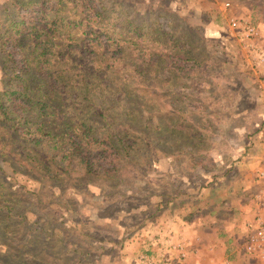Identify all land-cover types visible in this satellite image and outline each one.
<instances>
[{
	"label": "rangeland",
	"instance_id": "1",
	"mask_svg": "<svg viewBox=\"0 0 264 264\" xmlns=\"http://www.w3.org/2000/svg\"><path fill=\"white\" fill-rule=\"evenodd\" d=\"M11 1L0 0V24L13 16L4 11ZM101 1L145 26L144 54L159 43L162 61L146 71L139 95L127 94L129 71L143 69L136 50L112 71L90 60L85 68L92 105L138 146L106 177L75 162L41 171L33 158L47 165L51 142L30 144L0 125V264L31 259L28 251L41 259L28 264H257L241 244L264 189V141L255 134L264 128V0ZM164 30L197 59L189 71L166 65ZM3 61L0 52V89ZM68 87L51 94L65 97ZM173 233L185 244L172 243Z\"/></svg>",
	"mask_w": 264,
	"mask_h": 264
},
{
	"label": "trees",
	"instance_id": "2",
	"mask_svg": "<svg viewBox=\"0 0 264 264\" xmlns=\"http://www.w3.org/2000/svg\"><path fill=\"white\" fill-rule=\"evenodd\" d=\"M9 8L13 16L0 24L6 74L0 89V125L30 144L37 145L44 138L51 142L52 151L43 155L47 165L33 158L41 165L38 170L49 172V165L64 168L75 162L98 176L111 175L138 146V137L113 131L103 112L92 105L90 93L95 86L88 81L85 68L90 60L97 70L101 66L110 69L116 60L125 62L130 55L127 49H134L143 69L136 65L129 71L135 86L127 94L139 95L146 71L162 61L159 51L153 49L159 43L152 39V51L144 54L138 42L145 38V26L126 17L120 6H107L101 0H12L4 11ZM163 32L166 65L176 71L192 69L197 59L188 54L184 42ZM62 86H69L67 96L51 94L52 88ZM73 98L78 99L76 106ZM29 113H35L37 120L30 121ZM61 121L60 133L52 134L53 125ZM19 248L24 245L4 253H21ZM27 253L31 259L22 258L20 264L41 260L34 252Z\"/></svg>",
	"mask_w": 264,
	"mask_h": 264
},
{
	"label": "built area",
	"instance_id": "3",
	"mask_svg": "<svg viewBox=\"0 0 264 264\" xmlns=\"http://www.w3.org/2000/svg\"><path fill=\"white\" fill-rule=\"evenodd\" d=\"M227 6V3H225ZM228 23L231 27L237 28L239 22L235 18H229ZM245 23V22H244ZM242 33L252 35L253 27L245 23L241 26ZM264 62V57L260 59ZM257 177L264 178V171H258ZM245 235L241 244V250L250 258L257 260V264H264V189L260 190L253 200L252 215L250 220L246 221ZM183 256V253H181Z\"/></svg>",
	"mask_w": 264,
	"mask_h": 264
},
{
	"label": "crops",
	"instance_id": "4",
	"mask_svg": "<svg viewBox=\"0 0 264 264\" xmlns=\"http://www.w3.org/2000/svg\"><path fill=\"white\" fill-rule=\"evenodd\" d=\"M256 135L257 134H260L261 135V138H262V140L264 141V128H261V130H259V132H256L255 133ZM177 236H179V235H176V234H172L171 236H169V240L172 242V243H184L183 241V239L182 238H179V237H177ZM185 244V243H184ZM187 247V246H186Z\"/></svg>",
	"mask_w": 264,
	"mask_h": 264
}]
</instances>
